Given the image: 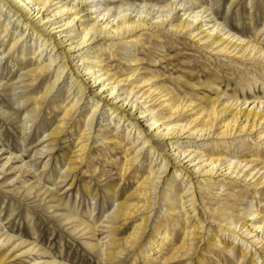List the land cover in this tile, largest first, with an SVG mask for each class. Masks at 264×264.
I'll use <instances>...</instances> for the list:
<instances>
[{
	"label": "bare ground",
	"instance_id": "1",
	"mask_svg": "<svg viewBox=\"0 0 264 264\" xmlns=\"http://www.w3.org/2000/svg\"><path fill=\"white\" fill-rule=\"evenodd\" d=\"M241 3L246 1L229 0L228 7L234 9ZM249 3L251 8V0ZM220 8L218 0H0V90L6 93L14 106L11 118H15L20 111L23 113L19 133L25 136L20 141L22 147L19 153L6 149L1 152L0 147V156L5 155L0 172L6 164L19 162L21 172L38 176L32 161L42 157L49 160L57 137L70 132L75 135L72 155L66 162L67 171L57 177L66 180L84 161L94 133L105 134L103 142H111L114 148L121 150V158L113 161L118 163L120 179L127 176L134 178L132 193H128L109 214L113 226L106 236L111 240V247L100 253L107 264L143 244L157 203L165 206L168 214L179 213L181 218L174 222L160 220L154 224L155 233L162 230L155 250H161V245L170 246L167 256L163 257L164 264L196 253L193 246L198 244L203 230V226L197 225L203 221L191 225L190 216L197 211L198 205L203 212H208L203 207V196L209 193L219 197L223 193L225 195L224 201L217 203L216 214L212 216L218 231L235 241L243 240L250 232L246 224L249 219L238 224V217L233 216L231 210L249 190L244 191L243 185L253 186L256 193L255 188L264 184V179L250 182L255 173L242 169L252 163H263L259 159V149L245 140L253 134L254 139L261 136L256 128L264 122L263 101L254 97L249 102H239L238 98L229 100L228 96L217 108L213 99L194 101L155 85L153 82L157 74H136L137 69L132 65L124 71L118 64L121 69L109 61L115 57L117 63L119 59L128 63L136 61V45L140 43L137 32L140 31L161 40L170 38L172 42L182 38L197 47L211 48L215 53L234 55L242 60H264V41L260 38L264 25L251 38H245L233 32L224 19L220 20ZM228 12L226 10L225 14ZM158 45L162 47L163 44ZM6 65L17 66L16 72L8 70L3 75ZM212 80L208 81V87L215 85ZM214 90L218 91L217 88ZM48 104L52 107L49 108ZM242 105L246 106L241 108ZM45 108L55 113L58 119L36 145L38 148L33 151L32 160H24L27 156L24 142L32 133L29 126L34 124L35 130L39 129V125L40 129L46 127L42 116ZM230 108L234 111L224 120L223 114ZM165 114L168 118H176L175 121L180 120L179 115H184L185 122L164 125L162 118ZM235 132L237 134L233 135ZM183 133H186L184 140ZM224 138L234 139L223 140L217 153L209 151L210 154H203V161L209 168L197 178L196 173L201 170L202 164L194 163V158L201 159V155L195 152L196 146ZM195 140L200 141L196 144ZM231 146L236 153L229 155V150L225 153L224 149ZM243 151L246 153L242 156L249 158L240 156ZM145 157L148 158L147 167L142 165ZM47 160L42 162L43 169L47 167ZM261 168L264 164L258 170ZM37 179L40 180L39 177ZM30 189L28 187V191ZM176 195L184 199L185 204L175 202ZM231 197H235L232 204L227 201ZM186 206L191 212L184 211ZM137 213L142 215L135 219L128 234L116 238L114 231L130 222ZM243 213L251 216L256 209L248 207ZM65 216L70 218L68 214ZM115 223H118L117 227ZM253 224L252 231L263 227L264 216ZM171 225L180 231L182 239L169 238ZM85 227L92 232L97 228L87 223ZM11 237L5 235L0 238V243L9 242ZM167 240L171 241L165 244ZM146 242L145 251L144 248L140 251L143 260L153 249L152 240ZM258 243L252 242L254 245ZM234 247L235 244H232V248L227 249L224 244L223 249L230 254ZM253 254L264 261V246L254 248ZM236 255V263L239 264L245 254L231 253L232 259ZM255 262L252 259L249 264H257Z\"/></svg>",
	"mask_w": 264,
	"mask_h": 264
},
{
	"label": "rangeland",
	"instance_id": "2",
	"mask_svg": "<svg viewBox=\"0 0 264 264\" xmlns=\"http://www.w3.org/2000/svg\"><path fill=\"white\" fill-rule=\"evenodd\" d=\"M228 1L218 0L219 8L221 7L219 9L220 14H218L220 20L224 19L226 25L233 29V32H237L245 38H251L254 32L259 31L264 25V0H251V8H249V0L248 3L245 0L246 3H241L234 9L228 7ZM226 10L229 11L227 14H225ZM140 32H137L140 43L136 45L135 50L137 60L128 63L124 59H119L120 62L117 63V57H115L116 59L109 60L112 65L115 64L113 66L116 68L121 67L126 71L129 65H132L137 69L136 74H157L158 76L154 78L153 82L155 85L171 89L173 93L189 97L194 101L206 98L213 99L218 106L217 108L221 107V103L225 102L228 96L230 97L229 100L238 98L239 102L243 100L249 102L256 97L262 100L264 105V60L260 59L259 61V59L254 60L252 58L242 60L234 55L215 53L210 50L211 48L206 50L203 47H197L192 45L191 41L182 38L172 42L170 38L161 40L153 38L146 32ZM260 38H263L264 41V30H261ZM159 43L163 44L162 47H158ZM7 65L5 70L2 71L3 75L8 70L16 72L17 66L12 68ZM216 77H218L217 81H215ZM213 78L214 80H212ZM210 79L215 84L212 87H208L207 84L208 81H211ZM216 88L218 91L214 90ZM251 105L252 103L249 104V107ZM47 106L52 107L49 104ZM244 106L246 105H242L241 108ZM49 108L42 110L43 121H45L44 126L46 127L40 129L39 125V129L35 130L34 124L29 126L32 133L24 142L27 151L24 160H32V153L35 148H38L36 145L39 144L40 140H43L42 136L46 134L45 132L49 130L51 124L58 119L56 114L51 112ZM13 110L14 106L8 100L6 93L0 90L1 152L6 149L19 153L18 151L22 147L20 141L25 138L23 134L20 135L19 133L23 113L20 111L15 118H11L14 116L12 114ZM47 110H49V113ZM233 111L231 108L225 111L223 114L224 120L228 119ZM241 113L239 116H241ZM178 118L180 120L175 121L176 118H168L165 114L162 121L167 126L175 122H185L184 115H179ZM241 119H243V115ZM111 126L108 128L110 129ZM257 127V131L259 130L258 135H261L260 138L254 139L253 134V137H248L245 140L249 142L250 146L255 145L259 149L260 158H258L263 163H256L255 165L260 166L264 164V122ZM118 133L120 134V131ZM94 134L84 161L66 177V180L57 179V177L67 171L66 162L72 155L70 153L73 149L75 135L70 132H65L57 137V142L54 144L49 160L42 157L32 161L38 176L21 172L18 167L19 162H10L5 165L4 170L0 172V238L3 239L5 235H11L12 237L9 242L0 243V264H44V262L51 261L54 264H107L103 259L104 255L101 254L104 253L103 251L106 248L111 247L109 246L111 240L106 236L108 229L113 226L109 214L114 211L120 201L127 197L128 193H132L134 178L127 176L123 180L120 179L117 173L118 165L116 164L118 163L113 161L116 158L117 160L121 158V150L114 148V144H111V142H103L104 137L102 136H105V134L96 135V132ZM235 134L237 132L233 135ZM185 136L186 133H183V140L186 139ZM231 139L234 138L208 141L206 145L196 146L195 152L201 155V159L194 158V163L202 164L201 170L196 173L197 178H200L199 175H202L203 171L209 168V165L203 161V154H210L209 151L217 153L220 150L219 144L223 140L230 141ZM198 141L200 140H195V143H199ZM42 144H45V142ZM111 147H113L112 150ZM226 150H229V155L236 153L232 146L229 149H224V152L228 153ZM245 151L247 152V150ZM245 151L240 153V156L245 154ZM4 156H0V164L4 161ZM246 156H242V158ZM228 159L229 157L226 158V161ZM46 160L48 164L43 169L42 164ZM147 161L148 158L145 157L142 165L147 167ZM255 165L252 163L250 166L242 167V169L249 170L252 174L255 173L254 177L249 180L252 183L256 182L257 179H264V168L258 170L259 166L255 167ZM28 187L31 188L29 191ZM242 188L244 191L249 190L233 205L231 213L233 216L238 217V224L249 219L246 224L250 232L246 237L243 236L247 241L236 239V242L233 238L222 234L221 231L215 228L216 221L212 216L216 214L217 203L224 201L225 195L223 193L219 197L212 196L209 193L203 196L205 204L203 207H206L208 212H203V208L198 205L197 211L190 216L191 225L203 221L202 224L197 225L199 227L203 226V230H201L198 244L193 246V248H196V253L187 257L181 256L176 260H169L165 264H198V262L200 264H237V255L232 259L231 253L237 254L238 252L239 256L242 253L245 254L244 260H241L239 264H249L252 259H255L257 264H264V261L257 258V254H253L254 248L259 249L264 246V226L252 231L254 228L251 225L259 217L264 216V193L262 192L264 184L255 188L256 193L253 192V186L243 185ZM237 189L240 188L235 190ZM174 200L181 204L184 199H179L176 195ZM233 200H235V197H231L227 201L232 204ZM183 204L185 203L183 202ZM155 205L156 208L152 213L151 223L146 229L143 244L135 250L131 249L125 254L126 256L120 255L119 259H112V264H164L163 257L167 256L170 246L161 245V250H155L154 247L162 230H156L155 233L154 224L160 220L174 222L175 220L179 221L181 218L179 213L168 214L165 211V206H161L160 203ZM252 206L256 209V213L245 216L243 211ZM186 207L185 212L191 210L189 206ZM252 210L250 209V211ZM65 214H68L70 218H64L66 217ZM141 215L140 213L135 214L130 222L127 221L126 224L114 231V236L116 238L125 237L131 230L135 219L140 218ZM71 216H73V219ZM86 223L97 228H94L95 230L92 232L86 229ZM114 225L118 226V223ZM253 225L255 226V224ZM171 227L169 238L171 240L174 238L182 239V235L176 226L171 225ZM148 239L152 240L151 247L153 249L148 253L147 258L143 260L140 251L143 248V251H145L148 245L146 240ZM171 240H167L165 244ZM252 242L259 243L254 245ZM224 244L227 249L232 248V244H235L230 254L223 249ZM93 245L96 246L91 247Z\"/></svg>",
	"mask_w": 264,
	"mask_h": 264
}]
</instances>
